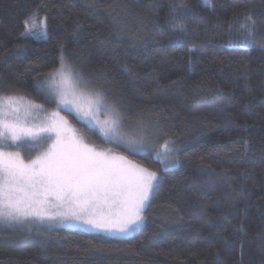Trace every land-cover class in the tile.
I'll return each instance as SVG.
<instances>
[{"label":"trees","instance_id":"trees-1","mask_svg":"<svg viewBox=\"0 0 264 264\" xmlns=\"http://www.w3.org/2000/svg\"><path fill=\"white\" fill-rule=\"evenodd\" d=\"M171 4L192 9L182 47L170 44L165 20L181 18ZM212 4L214 11L204 0H0V96L55 110L37 94L36 77L53 73L66 48V65L85 85L107 89L131 121L158 125L154 153L172 141L178 161L164 170L153 153L128 152L61 112L99 149L157 172L159 191L126 239L0 229V264H264V0ZM246 16L255 21L250 49L237 39L247 36ZM29 17L46 19L47 41L20 39ZM50 143L6 150L33 159Z\"/></svg>","mask_w":264,"mask_h":264},{"label":"snow or ice","instance_id":"snow-or-ice-1","mask_svg":"<svg viewBox=\"0 0 264 264\" xmlns=\"http://www.w3.org/2000/svg\"><path fill=\"white\" fill-rule=\"evenodd\" d=\"M204 3L215 10L212 0H204ZM170 8L181 17L165 20L169 31L174 33L170 44L182 47L187 43V17L192 9L178 4H171ZM245 19L247 23L241 28L247 36L237 39L250 49L255 46V21L250 16ZM41 23V31L36 32V21L32 17L26 19L20 39L35 37L47 41L46 19ZM17 49L24 51L22 45H17ZM68 55L69 50L62 47L61 68L48 77H36L37 94L43 95L48 103H56L58 109L47 123L38 128L29 126L28 110L22 115L19 107L9 106L4 110L0 106V223L15 227L37 221L49 224L71 221L87 231L127 234L144 221L142 213L151 206L161 186V178L157 172L133 163L126 156L111 149H99L61 112H67L77 123L93 125L90 131L98 130L106 142L133 154L154 153L163 132L158 125L146 124L142 120L131 121V110L118 100L109 103L107 89H96L91 81L86 82L90 96L85 106L71 79L75 76L77 81H82L83 74L73 68L71 76L65 75ZM56 76L60 77L59 83L64 87L53 95L43 84ZM30 107L47 114L44 105L31 103ZM38 137L45 144L49 140L51 143L33 159H25L20 151L6 150L23 148L30 151L32 146L26 141ZM164 148L165 155H175L174 142L166 141ZM160 155L156 153L157 159ZM176 163L178 161L173 159L164 164L165 170L175 167Z\"/></svg>","mask_w":264,"mask_h":264},{"label":"rangeland","instance_id":"rangeland-1","mask_svg":"<svg viewBox=\"0 0 264 264\" xmlns=\"http://www.w3.org/2000/svg\"><path fill=\"white\" fill-rule=\"evenodd\" d=\"M42 29V25L36 24L35 31L40 32ZM35 38V37H33ZM36 39V38H35ZM61 68V65L54 71L56 72ZM65 75L71 76V68L67 65V68L65 69ZM73 87L77 93V95L81 96V102L86 106L87 99L90 96V90L86 87L85 83L83 81H77L75 76H71ZM60 77L56 76L54 79H48L45 80L43 87L46 89V91L50 92L51 94L55 95L56 92L61 88L64 87L59 83ZM31 102L25 101L23 99H17V98H3L0 99V106L4 108V110H8L9 106L12 108L19 107L21 109V114L23 115L25 110H28L30 112V115L28 116V122L29 126H35L40 127L42 124L47 123L48 119L50 118L51 114L54 112H57L58 109L56 107L55 110L47 111V114L41 113L39 110L30 107ZM61 115H63L61 113ZM103 119V116L100 117ZM84 124V123H82ZM85 125V124H84ZM86 127L93 128L94 126L89 124ZM98 135L102 138V136L99 134L98 130H96ZM39 139V137L37 138ZM35 139V140H37ZM103 139V138H102ZM104 140V139H103ZM105 141V140H104ZM161 155L159 156V159L156 157V153H153L154 158L160 163L162 169L164 168V161L165 160H171V155H165V148L164 146L158 149V152ZM41 153H39L40 155ZM168 163L165 161V164ZM146 209V208H145ZM143 215V213H142ZM143 226L142 224L135 230L128 232L127 234H108V233H99V232H93V231H87L83 227L77 225L75 222H65L63 224L59 223V221L52 222L51 224L44 222L41 223L39 221L35 223H26L23 226H9L8 224L0 223V229H6V230H12V231H21V232H49L56 229H73V230H79L86 233H93V234H101L105 235L111 238H121L126 239L134 235L136 232L140 230V228Z\"/></svg>","mask_w":264,"mask_h":264}]
</instances>
